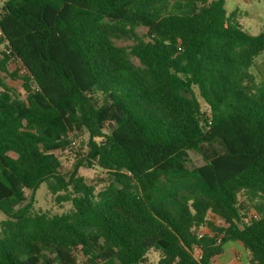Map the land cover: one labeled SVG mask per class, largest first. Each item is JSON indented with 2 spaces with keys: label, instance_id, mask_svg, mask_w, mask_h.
Instances as JSON below:
<instances>
[{
  "label": "trees",
  "instance_id": "obj_1",
  "mask_svg": "<svg viewBox=\"0 0 264 264\" xmlns=\"http://www.w3.org/2000/svg\"><path fill=\"white\" fill-rule=\"evenodd\" d=\"M238 17L223 0H0V264H210L230 241L264 264V30ZM41 183L69 210H36Z\"/></svg>",
  "mask_w": 264,
  "mask_h": 264
},
{
  "label": "rangeland",
  "instance_id": "obj_2",
  "mask_svg": "<svg viewBox=\"0 0 264 264\" xmlns=\"http://www.w3.org/2000/svg\"><path fill=\"white\" fill-rule=\"evenodd\" d=\"M224 9L227 14L232 11L237 10L239 13L238 23L241 29L247 32L250 35H258L264 30V0H223ZM256 78L258 83L264 84V52L258 55L254 59V66L250 70ZM23 74V71L19 72ZM4 82L11 88L23 92L21 88V82L18 79H13L7 77L4 79ZM205 109V107L203 106ZM88 135L86 132L78 134L74 138L75 145L73 149L78 148L81 144H84L87 141ZM204 164L202 156L196 151L188 152V167H198ZM64 171L70 169L71 162H64ZM85 182L88 184H93L96 179L103 177V174L99 172L97 168L85 169L81 168L79 170ZM101 188V185L97 189ZM30 192H25V196L28 198ZM34 208L36 210H41L49 214L59 215L66 212L70 208L68 202L57 205L54 203L51 194L47 190L45 183H41L34 192ZM3 219V216L0 214V220ZM236 248L239 253L240 263L248 264L247 257L248 251L237 241H230L223 245V258H229L231 256V249ZM159 258V252L156 250H151L147 253L146 259L150 264H156Z\"/></svg>",
  "mask_w": 264,
  "mask_h": 264
},
{
  "label": "crops",
  "instance_id": "obj_3",
  "mask_svg": "<svg viewBox=\"0 0 264 264\" xmlns=\"http://www.w3.org/2000/svg\"><path fill=\"white\" fill-rule=\"evenodd\" d=\"M210 219L215 222L216 224H221V220L218 217L210 216ZM241 244V243H240ZM242 245V244H241ZM223 254V252H222ZM221 254V255H222ZM219 255L216 258H214L210 264H241L240 263V256L236 248L231 249V256L229 258H221L222 256ZM248 260V257H247Z\"/></svg>",
  "mask_w": 264,
  "mask_h": 264
},
{
  "label": "built area",
  "instance_id": "obj_4",
  "mask_svg": "<svg viewBox=\"0 0 264 264\" xmlns=\"http://www.w3.org/2000/svg\"><path fill=\"white\" fill-rule=\"evenodd\" d=\"M72 144H74V142H72ZM251 216H252V217H256V216H257V214H256V213H254V212H252V213H251ZM195 256H196V257H199V255H198V253H197V252L195 253Z\"/></svg>",
  "mask_w": 264,
  "mask_h": 264
}]
</instances>
